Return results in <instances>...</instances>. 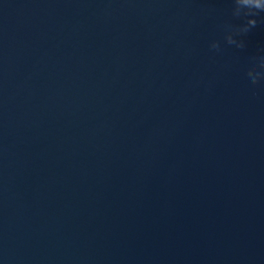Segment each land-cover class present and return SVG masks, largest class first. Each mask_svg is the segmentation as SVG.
Listing matches in <instances>:
<instances>
[{"label":"water","instance_id":"1","mask_svg":"<svg viewBox=\"0 0 264 264\" xmlns=\"http://www.w3.org/2000/svg\"><path fill=\"white\" fill-rule=\"evenodd\" d=\"M0 264H264V0H0Z\"/></svg>","mask_w":264,"mask_h":264}]
</instances>
